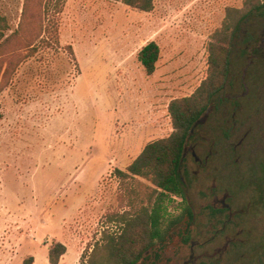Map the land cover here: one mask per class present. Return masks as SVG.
<instances>
[{"label":"rangeland","instance_id":"obj_1","mask_svg":"<svg viewBox=\"0 0 264 264\" xmlns=\"http://www.w3.org/2000/svg\"><path fill=\"white\" fill-rule=\"evenodd\" d=\"M56 2L0 0V264H50L53 238L68 247L60 264L82 247L79 264H115L111 238L129 220L141 250L153 227L137 219L159 205L167 239L137 264L156 254L192 264L191 241L203 243L195 264H264V14L243 23L227 84L187 145L189 223L181 196L116 169L172 133L170 102L207 78L213 35L245 0H154L150 12L121 0ZM150 41L161 48L153 75L138 58ZM193 151L208 157L204 167ZM226 191L233 220L216 233L228 214L213 209L215 197Z\"/></svg>","mask_w":264,"mask_h":264},{"label":"trees","instance_id":"obj_2","mask_svg":"<svg viewBox=\"0 0 264 264\" xmlns=\"http://www.w3.org/2000/svg\"><path fill=\"white\" fill-rule=\"evenodd\" d=\"M124 4L134 7L141 12H150L154 8V0H121ZM61 2L57 0L56 8H60ZM255 14H264V0H245V8H228L226 19L222 29L218 30L208 46L209 68L208 76L190 96L175 98L169 106L173 131L168 137L148 142L139 156L126 168L116 169V175L123 179L144 178L151 180L157 190L174 193L186 199L188 180L183 173L186 161V148L188 143L196 138V131L204 125L201 123L215 96L224 89L230 76L232 54L235 40L243 23ZM5 18L0 15V29ZM2 33H0V36ZM246 51V50H245ZM161 48L156 41H150L143 46L138 58L148 75H153L157 70ZM162 206L153 209L152 214L145 210L137 219L145 229L149 224L153 227L145 245H151L156 237L162 235L160 225V213ZM189 223L193 219V211L190 205H186ZM128 228L120 238L112 237L108 245L109 262L115 264H137L139 256H136L134 248L135 240L132 239L131 228L134 222L128 220ZM137 224V223H136ZM189 228V227H187ZM185 235V233H184ZM189 233L184 242L189 241ZM67 247L62 242L54 241L49 250L50 264H59L61 257L66 253ZM144 251L142 250L141 253ZM33 257L23 264H33ZM93 264H102L95 260ZM146 264V262H143ZM210 264V263H201Z\"/></svg>","mask_w":264,"mask_h":264},{"label":"flooded vegetation","instance_id":"obj_3","mask_svg":"<svg viewBox=\"0 0 264 264\" xmlns=\"http://www.w3.org/2000/svg\"><path fill=\"white\" fill-rule=\"evenodd\" d=\"M193 155H194V157L196 159V162L200 165V167H204V164L208 161V157H206L205 159H200L199 157H197L195 151H193ZM211 191H212V193H215L216 192L215 191V187H212ZM230 198H231V194L229 193V191H226L224 193V196H223L222 199H219V197H217V196L215 197V203H220V205L217 206V207H216V205H214L213 206V209L215 211H218L219 213H222L223 216L228 214L227 215V218H225V220L223 222L222 229H217L216 230V233H219V231L220 232L221 231H225L226 228H227V226L229 225V223H231V221L233 220V214L234 213L232 211V205L229 202ZM182 199L183 200H186L187 205H190V207L192 208V211H193V219H192L191 223H193L195 221V219L197 218V215H196V213H195V211H194V209H193V207H192V205L190 203V199H189V196H188V190H187L186 199L183 198V197H182ZM221 219H222V217H221ZM214 238H215V236L212 237V238H210V239H208L207 241H210V240H212ZM165 239H167V238L165 237V234H164V235H161L160 237H156L154 239L153 243H155V242L158 241L159 243H162V248H163L164 247V241H165ZM183 242H184V240H183ZM153 243L150 246L149 245H146V246L142 247L141 250H137L136 251L137 252L136 253V256L137 257L139 256V259H142L143 254L141 253V251L144 250V249H146L144 251V253H145L144 256H146V257L150 256L148 254V252L149 251L151 252V249L150 248H152L154 246ZM198 244H199L198 242L191 241V255H190V260L193 261L192 264H195L197 262V260H198L197 257H196V255H195V251H194L195 247L196 246H199V245H202L203 243H200L199 245ZM151 257L154 258V259L152 261H150V262L147 261L146 264H160L159 263V260H158L159 259V255L158 254L153 255V256L151 255ZM184 264H191V262L187 261Z\"/></svg>","mask_w":264,"mask_h":264},{"label":"crops","instance_id":"obj_4","mask_svg":"<svg viewBox=\"0 0 264 264\" xmlns=\"http://www.w3.org/2000/svg\"><path fill=\"white\" fill-rule=\"evenodd\" d=\"M146 144H147V143H146ZM144 147H145V145H144ZM144 147H143V148H144ZM142 150H143V149H142ZM141 152H142V151H141ZM141 152H140V153H141ZM134 160H135V159H134ZM134 160H133V161H134ZM133 161H132V162H133ZM132 162H131V163H132ZM131 163H130V164H131ZM130 164H129V165H130ZM129 165H128V166H129ZM48 237H49V238H52L51 235H49ZM54 241L61 242V241L56 240V239L53 238L52 243H50L49 250H50V247L52 246V244H53ZM45 242H48V240L46 239ZM62 243H63V242H62ZM63 244H65V243H63ZM65 245H66V244H65ZM66 247H67V245H66ZM49 250H48V260H49ZM84 250H85V248H83V247H82L80 250H78V252H77L76 256L74 257V259L72 260L71 264H79V263H80V259H81V256H82ZM67 251H68V247H67ZM67 251H66V253H67ZM66 253L61 257V260H60L59 264H60L61 261L64 259ZM33 263H34V261H33Z\"/></svg>","mask_w":264,"mask_h":264},{"label":"water","instance_id":"obj_5","mask_svg":"<svg viewBox=\"0 0 264 264\" xmlns=\"http://www.w3.org/2000/svg\"><path fill=\"white\" fill-rule=\"evenodd\" d=\"M205 118H206V115H205V117H203V119H202L201 123H203V122L205 121Z\"/></svg>","mask_w":264,"mask_h":264}]
</instances>
